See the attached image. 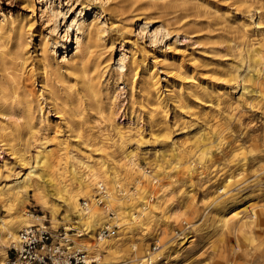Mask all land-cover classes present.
Masks as SVG:
<instances>
[{
    "label": "rangeland",
    "instance_id": "1",
    "mask_svg": "<svg viewBox=\"0 0 264 264\" xmlns=\"http://www.w3.org/2000/svg\"><path fill=\"white\" fill-rule=\"evenodd\" d=\"M27 1L0 0V68L13 62L20 97L31 99L35 107L42 98L44 113L50 111L48 146L57 152L53 171L61 169L69 178L72 155L117 168L115 158L123 149L137 153L142 167L158 174L142 178L137 190L133 177L138 176L117 168L123 180L120 186L108 184L109 190L119 197L122 191L128 194L101 211L114 217L123 212L109 221L117 232L108 240L118 241L120 247L113 254L101 253V260L264 264V0H34L35 12ZM45 3L49 7L41 16L39 8ZM25 17L32 20L31 26ZM77 39L83 41L81 52ZM41 66L47 72L44 83ZM82 68L90 83L79 80L73 90V72ZM44 85L47 90L53 86L60 113L40 96ZM100 101L104 109L120 113L116 122L129 140L115 139V130L95 105ZM71 108L86 110L88 122L79 125L82 115L72 117ZM68 117L93 135V141L75 137L65 123ZM4 121L0 117V191L28 172L20 162L21 149L34 164L38 150ZM47 186L48 206L33 190L20 207L0 194V216L16 221L19 211L41 217L53 230L71 227L77 235L74 218H64L70 213L66 203L58 201L66 195ZM83 199L90 202L80 196V203ZM143 200L150 208L133 230L125 231L123 220L132 223L130 213L141 214ZM232 204L238 211L256 208L257 216L239 236L219 221L221 211ZM53 209L58 211L56 220ZM103 225L97 226L95 239L83 244L96 243ZM11 242L0 235V257L5 253L6 261L16 241Z\"/></svg>",
    "mask_w": 264,
    "mask_h": 264
},
{
    "label": "bare ground",
    "instance_id": "2",
    "mask_svg": "<svg viewBox=\"0 0 264 264\" xmlns=\"http://www.w3.org/2000/svg\"><path fill=\"white\" fill-rule=\"evenodd\" d=\"M27 2H28L27 4H29V6L34 9L33 12H35L36 11L35 1L31 0ZM48 7H49V3H45L40 6L39 10H40L41 16L44 14V11L48 9ZM24 19H26L27 22L29 23L28 27L31 26L32 20L29 17H25ZM2 23L3 22H1V24ZM90 25L91 23L87 24V26H84L83 24L82 26H79L78 29L82 30L83 27L88 28ZM11 29L12 28H10V30ZM84 30H83V33H85ZM85 34L87 35L89 34V32L88 33L86 32ZM85 40L86 39H84V41ZM82 46H83V41L81 39H77V51L78 52H81L84 49V48L82 49ZM4 60L5 58H3V61ZM69 62L70 61H68L67 63ZM12 64L13 62L7 61L2 66V68H0V117L6 118L7 121H4L5 123L13 125L12 128L15 130V132H17L18 138H20L21 140L27 141L28 142L27 144L30 143L29 145L30 147L31 145H34L35 151L36 149L38 150L36 152L37 153L35 156L36 161H34L35 162L34 164V163H31V160L34 158H31L26 155L28 151L23 148L26 151L24 152V150L21 149L22 154H21L20 162L22 163V165L26 166V170L28 172H26L23 180L17 179V182L15 185L10 187L6 191H0V194L4 195L10 202L18 201V204L20 207V206H24V204L27 201L28 194L30 193V191L33 190L35 192V196L37 197V199H39L44 206H48L51 201H50V198L48 197V193L46 191L45 186L48 185L50 187H54L55 193L57 195H62V194L66 195L65 197L61 196V198H59L58 201L65 202L68 210L70 211V213L66 214L64 217L66 221L71 222L72 219L74 218L75 221L73 222V224L75 225V228L79 231V233L77 235L75 234L73 235L76 236L77 239L79 238L81 240V245L83 246V248L85 247L87 249H93L98 256H100L101 253H105V254L115 253L120 247L119 242L116 240L113 241L110 239L108 240L106 238L105 239L101 238L99 240L96 238V243L92 242L91 246H86L85 244H83V242L86 239L87 240L95 239V231L98 225H103L105 224L106 221L118 219L120 215H123V212L122 213L115 212L116 216L114 218H111L108 215L104 214L103 211H101L102 209H109V205L117 201H120L121 199L126 197L128 194L127 192L122 191L124 195L122 194L123 197H119L118 195L119 193H114L109 190L108 184L120 186L121 181L123 179H120L119 177V175L122 173V172L119 173V171H121V170H118L119 166L120 168L122 167L121 169H123L127 175H130V176L137 175L138 176L137 178L133 177V181L135 180V183H134L135 189L137 190L140 189L139 187L143 183L142 178L147 180L148 178L158 176V174L156 173L152 174L153 170H147L145 167H142V165L138 161L139 156L137 155V153H135L134 151H127L123 149L120 150L119 155L115 158L116 159L115 163L119 164V166L117 165L118 169L116 167L110 168L111 167L110 166L109 167L111 169L110 171V169L104 168L103 166L105 165H101V162H99L98 160L82 161V159L80 160V158L79 159L77 158L78 156L76 157V155H72L71 156L72 161L70 163L71 175L69 178L65 176V173L61 171V169H57L56 171H53V169L57 166L56 165L57 162L55 163V161L53 160L54 157L55 158L57 157V152L56 150H53L52 148L48 146V139H47L48 137L47 132L52 127V122L50 121L51 113L50 111L47 114L44 113L45 110H44V106L42 105L43 102H41L42 98L40 99V105L38 107H35L31 99L27 97H24V98L20 97L19 89L15 85L16 76L13 75L14 69L11 67ZM42 69H43L41 73L42 76L40 78H41V82L44 83L45 80L47 79V76H46L47 72L45 68H42ZM86 73H87L86 69L84 68L73 72L74 77L75 75L77 76V78L74 79L75 80L74 84L71 86L73 90H76L77 81L85 80V78H87L85 81L89 85L90 78L87 76ZM24 77H25V74H24ZM21 80H23V76ZM51 86L52 85H49L48 90L45 88V85L44 87L41 86L43 87V89L41 88L43 92L41 90L42 93L40 92L41 93L40 96L46 100V104L48 103V101L51 100L56 105L55 110L57 111V113L58 112L60 113L61 111L59 110V104L57 105L55 103L56 99L54 96L53 86L52 87ZM86 90L90 91L91 88H86ZM92 96L94 100L97 99V95L94 94V92H92ZM52 102H50V104H53ZM98 103H99V99H98ZM98 103L95 104L96 106H98L97 107L98 112H100L103 116H105V121L109 122L112 125L113 129L115 130L113 134L115 139L129 140L131 137L125 133L124 127L116 122V119L120 115V113L118 112L115 113L114 112L115 109L114 111L111 109L108 110V108L104 109L101 106L102 104L101 101H100V104ZM65 106L67 107V105ZM37 110L38 112H40L39 116L37 115L38 113ZM67 111L68 110H66V113H68ZM86 112H87L86 110H83L81 112L79 110H75L71 108L72 117L82 115L79 118V122H78V124L81 126L87 123L88 120L90 119L89 118L87 120L88 114ZM123 116L127 117L126 114ZM65 123L67 127L70 128L69 129L70 131L76 132L75 137H77L78 139H81L84 143L93 141V135L83 132L81 128L78 129L77 128L78 126L75 125L76 123L73 122V119H71V117L65 118ZM1 129H6V125H4ZM25 129L28 131L24 132ZM8 136L10 138H15L14 133L12 135L11 133H9ZM21 151L19 153H21ZM110 156L112 157V154ZM79 163L82 165V168L79 165L80 170L78 171L77 166ZM155 164L156 163H154V165ZM37 168L40 170V172H37ZM101 185H104L107 188V192H108L106 196L107 204L105 207H102L99 204V201L96 199V195H95L97 194L98 188ZM52 191L53 190H51L50 192ZM135 195L136 193L134 192L131 196L134 197ZM80 196L89 199L93 206L91 207L88 206L87 208L83 207V204L80 203L79 201ZM141 205H142L141 214L138 213V211L130 213V218H131L130 221L132 223H128L127 220H123L125 223V231L126 229H129V231L133 230L135 226H132V225L140 223L141 220L139 219V216H142V214L150 208V203L147 200H143L141 202ZM238 209L239 207H236L235 204H232L228 208H225L223 211H221V216L219 220L223 224L224 227L234 228V232L236 233L237 236L242 235L241 233L245 230V228H249V226L252 224L253 220L257 216V213L254 210L256 208L251 209V210L249 209L250 210L249 212L244 209L238 211ZM16 210L18 211V208ZM241 212H243V215L240 216ZM52 214L54 216V220H56L58 211L53 209ZM121 219H123V216L121 217ZM43 221L45 220L42 219L41 217H36L31 214L26 215L19 211L16 214V221L9 222L7 221L6 218L0 216V235L6 240L17 242L18 240L17 233L20 229H24L26 227L36 225L37 223H43ZM232 221H234L235 223L233 225H230ZM57 222H61V221L59 220ZM42 225H45V224L43 223ZM69 228L71 227H67V229ZM5 259H6V254L3 253L2 256L0 257V263H6L8 259L7 261Z\"/></svg>",
    "mask_w": 264,
    "mask_h": 264
},
{
    "label": "built area",
    "instance_id": "3",
    "mask_svg": "<svg viewBox=\"0 0 264 264\" xmlns=\"http://www.w3.org/2000/svg\"><path fill=\"white\" fill-rule=\"evenodd\" d=\"M108 192L104 185L98 188L96 199L106 206ZM87 208L91 202L82 200ZM111 213V214H110ZM109 216L114 218L113 212ZM116 225L107 222L97 231V236L110 238L116 235ZM72 228L63 226L57 230L48 225L36 224L21 229L17 242L8 250V261L0 264H105L101 257L81 247L73 238Z\"/></svg>",
    "mask_w": 264,
    "mask_h": 264
}]
</instances>
